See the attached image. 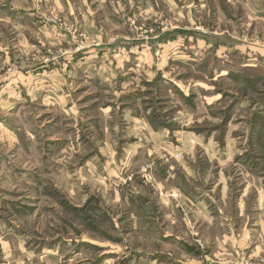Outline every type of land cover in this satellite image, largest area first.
<instances>
[{"label":"rangeland","instance_id":"1","mask_svg":"<svg viewBox=\"0 0 264 264\" xmlns=\"http://www.w3.org/2000/svg\"><path fill=\"white\" fill-rule=\"evenodd\" d=\"M0 264H264V0H0Z\"/></svg>","mask_w":264,"mask_h":264}]
</instances>
